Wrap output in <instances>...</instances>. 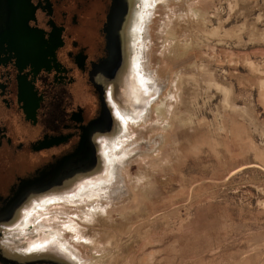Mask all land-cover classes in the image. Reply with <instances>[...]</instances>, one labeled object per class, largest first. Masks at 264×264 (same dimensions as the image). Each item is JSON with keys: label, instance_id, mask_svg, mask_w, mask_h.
Here are the masks:
<instances>
[{"label": "rangeland", "instance_id": "374dc122", "mask_svg": "<svg viewBox=\"0 0 264 264\" xmlns=\"http://www.w3.org/2000/svg\"><path fill=\"white\" fill-rule=\"evenodd\" d=\"M130 30L131 113L97 171L32 203L6 246L64 264H264V0H138Z\"/></svg>", "mask_w": 264, "mask_h": 264}, {"label": "flooded vegetation", "instance_id": "af4514ba", "mask_svg": "<svg viewBox=\"0 0 264 264\" xmlns=\"http://www.w3.org/2000/svg\"><path fill=\"white\" fill-rule=\"evenodd\" d=\"M137 6L138 0H0L3 260L10 261L5 249L21 264H64L43 257L50 252L43 245L12 251L5 232L32 203L60 196L101 165L103 142L122 112L133 109L123 105L136 101L130 26Z\"/></svg>", "mask_w": 264, "mask_h": 264}, {"label": "bare ground", "instance_id": "6f19581e", "mask_svg": "<svg viewBox=\"0 0 264 264\" xmlns=\"http://www.w3.org/2000/svg\"><path fill=\"white\" fill-rule=\"evenodd\" d=\"M138 85V83H136V86ZM133 86V84H132ZM38 209V208H37ZM92 213H96V212H92ZM97 214V213H96ZM95 215V214H94ZM101 217V216H100ZM97 218V217H96ZM103 223V222H102ZM88 230H91L90 228ZM89 232V231H88ZM87 238V237H86Z\"/></svg>", "mask_w": 264, "mask_h": 264}]
</instances>
